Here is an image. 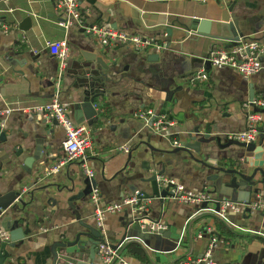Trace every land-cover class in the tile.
<instances>
[{
    "label": "crops",
    "instance_id": "0c3cea01",
    "mask_svg": "<svg viewBox=\"0 0 264 264\" xmlns=\"http://www.w3.org/2000/svg\"><path fill=\"white\" fill-rule=\"evenodd\" d=\"M78 1L83 26L121 30L164 47L158 52H137L128 46L103 49L80 28L63 29L58 25L56 0L0 1V110L8 106L32 107L57 99L75 124L88 126L86 122L78 123L81 113L74 111L85 93L75 90L73 72L84 63L82 53L100 57L108 65V70L102 71L106 77L102 95L94 101L99 105V119L89 126L95 154L89 157L92 179H87L75 162L53 171L63 158L64 132L60 126L40 114L14 112L0 117V127L7 136L0 151V192H19L22 200L2 211L1 218L18 220L21 232L29 230L21 241L5 246L2 264H51L52 245L71 241L83 230L66 201L87 189L88 180L99 190L100 205L104 206L121 203L134 192L151 196L147 179L152 173L175 181L191 193L211 192L208 178L218 169L212 163H221L224 170L252 178V188L260 192L252 194L250 200L264 204V187L258 184L262 177L244 159L245 150L228 144L227 137L245 129L248 111L244 105L250 102V96L264 99V57L261 70L249 78L230 68L206 69L192 56H205L214 46H227L231 41L199 38L198 42H191L185 39V31L175 27L168 38L164 27H158L161 22L186 25L197 19L208 22L204 29L212 35L222 14L234 4L227 14L236 19L240 39L263 42L264 0L205 4L188 0ZM26 19L30 28L23 31ZM51 41H66L68 45L63 71L46 47ZM198 72H205L207 78L191 85L190 77ZM144 108L175 119L172 133L180 148L132 117L134 111ZM195 130L211 138L208 144L199 146L198 154L182 147ZM261 135L264 111L255 142ZM38 147L43 149L39 159L25 165ZM120 147L128 148V152L115 151ZM88 195L73 204L79 207L80 221L94 225ZM212 196L216 198L215 194ZM199 209L173 198L154 197L149 199L147 218L162 226L158 231H163V235L150 231L149 237L140 239L133 232L127 233L128 223L135 216L130 206L105 216L102 235L107 244L117 246V253L128 264H264V238L256 235L264 230L260 211H228L223 220ZM217 221L233 236L221 234ZM208 230L216 238L210 249ZM125 234L127 238L120 243ZM128 243L140 245L144 256L128 253ZM85 256L79 264L85 263ZM93 264H100L98 258Z\"/></svg>",
    "mask_w": 264,
    "mask_h": 264
},
{
    "label": "built area",
    "instance_id": "2783aa9c",
    "mask_svg": "<svg viewBox=\"0 0 264 264\" xmlns=\"http://www.w3.org/2000/svg\"><path fill=\"white\" fill-rule=\"evenodd\" d=\"M7 2L8 0H0ZM205 4L208 1L224 2L227 0H188ZM55 9L59 16L58 25L63 29H69L76 26L88 36L96 39L98 45L105 49L107 47H129L137 52H148L154 50L160 51L164 46L158 43H153L149 40L142 39L138 35H131L121 30L112 29L109 27L99 26H83V16L80 12L78 0H56ZM264 30V22H263ZM46 47L50 54L58 59L59 70L63 71L66 66L68 58V45L66 41H51L46 43ZM264 57V41L239 39L237 42L229 45L214 46L207 54L206 60L212 68H230L238 72L244 78H249L259 72L262 68L261 60ZM207 75L205 72H198L190 77V84L195 85L196 82L205 80ZM94 108L98 109L99 105L94 104ZM248 111L246 116L245 129L241 132L228 135L229 140H234L241 143L255 142L260 131L262 122V112L264 111V99L255 98L244 105ZM98 111V110H97ZM14 112H21L22 114H40L50 121H55L64 132V139L61 142V151L63 158L57 164L53 171H57L58 167L75 162L78 164L82 174L87 179H92L94 173L89 166V157L94 154L93 145V131L89 126L84 124H75L69 117L67 108L54 99L42 105H36L26 108H18L8 106L0 110V117H7ZM132 117L135 120L144 122L150 129L169 140L173 147H181V144L173 138L172 129L176 124L174 118L167 113L156 112L151 108L138 109L133 112ZM119 152H128V148L120 147L115 149ZM157 183L164 187L170 184L169 189L171 198L177 200L181 204L197 206L200 212L210 213L220 219L225 220V215L229 211L233 214H239L244 208H249L250 211H260L264 216V204L260 202H252L248 206L239 202H229L227 200L219 202L218 211L215 210L214 199L211 193L206 190L198 193L188 192L184 186L177 184L170 179L161 177L156 178ZM100 192L93 186L88 195V202L93 207V220L95 227L102 234L104 218L108 214H116L120 212L122 206H130L135 215L143 218L148 216L149 200L145 199L140 192H134L132 195L124 198L121 203L100 205ZM205 205V207H203ZM148 219V218H147ZM146 220L140 222L141 227L148 228V231L162 230L160 224L148 223ZM210 234L209 249L216 243V238L213 233L208 230ZM206 234V233H205ZM257 236L264 238V230L256 233ZM0 238L7 239V234L0 229ZM201 238V234L198 235ZM97 258L100 264H128L124 257L112 250L107 245H99ZM183 264H197L196 262H185Z\"/></svg>",
    "mask_w": 264,
    "mask_h": 264
},
{
    "label": "water",
    "instance_id": "95a60500",
    "mask_svg": "<svg viewBox=\"0 0 264 264\" xmlns=\"http://www.w3.org/2000/svg\"><path fill=\"white\" fill-rule=\"evenodd\" d=\"M234 4H231L226 11L220 17L219 23L214 26V34L210 35L209 32L205 31L204 25H208V22L191 19L189 24L181 25L175 22H161L158 27H164L166 35L168 38L171 36V31L173 27L180 28L184 32L185 39L191 42H198L199 38H208V39H218V40H228L232 43L237 42L240 39V34L238 31V25L236 19L232 15H228ZM26 27L21 28L23 31H26L30 28L29 19H26ZM194 37V38H193ZM168 47V46H167ZM82 60L84 63L77 65V70L73 72L75 76V90H81L85 93L83 100L79 102L75 107L74 111L80 112L81 116L78 115L80 119L78 123L86 122L88 126L97 123L99 119V112L94 108V101L102 95L103 82L106 79L102 71L108 70V65H106L100 57L95 55L87 56L81 54ZM195 61L202 63L206 69H210V64L206 60L207 54L205 56H192ZM156 59V58H154ZM88 64H93V66H88ZM96 66L100 68L99 71H96ZM96 91V92H95ZM253 96H250L251 101ZM55 125L57 123L52 121ZM259 142L252 143H241L234 140H229L228 144L236 145L245 150L244 159H247V163H250L254 168V173L259 174L262 179L259 181V185L264 187V135H261ZM189 142H186L182 145L183 148L192 150L198 154L199 146L201 144H208L211 141L208 134H199L198 130L193 132V135L188 136ZM7 142L6 130L0 127V151H2V145ZM36 154L34 157L27 158L24 162L25 165H29L31 162L39 159L40 152L43 149L40 147L37 148ZM251 159V160H250ZM215 164L218 169L215 171L211 177H209V182L211 183V195L215 194L214 197V206L215 210L218 211L219 202L227 200L229 202H239L248 206L252 201L250 196L252 194L258 195L260 190L257 188H252L251 181L252 178H242L238 173L230 170H224L223 164L221 163H212ZM239 180H238V175ZM161 177V174L152 173L149 174L147 183L151 187V196H147L143 193L145 199H152L154 197L161 200L166 198H171L169 189L172 187L170 184L162 187L160 186L156 178ZM89 186L84 191L78 193L75 196H71L67 199V206L71 211L72 215L79 222L81 231H78L74 238L71 241H60L52 245L51 251V264H79L80 260L83 259L84 254L85 260L83 264H93L95 258H97L98 246L107 245L112 250H116L117 246H112L107 244L104 241L103 235L94 225H88L80 221V214L78 212L79 207L75 206L73 203L76 201H82L85 196H87L91 188L95 186L92 180H88ZM14 201L22 202L19 192H0V229L2 232L7 233V239H2L0 243V264L3 263V260L6 258L5 246L13 245L16 242H19L23 239L25 234L29 233V230H21L18 228V220H10L7 217L2 216V211H7L8 207L12 205ZM205 207V205H203ZM249 208H246V212H249ZM147 221L148 223H153L147 218H143L139 215H135L131 221H129L127 226V233H134L137 238L149 237V231L146 227H141L139 224L142 221ZM158 222H154L157 224ZM156 232V231H155ZM156 234L163 235V231H157ZM151 236V235H150ZM153 236V235H152ZM127 238V235L122 236L120 243H122ZM129 238V237H128ZM87 251V252H86Z\"/></svg>",
    "mask_w": 264,
    "mask_h": 264
},
{
    "label": "trees",
    "instance_id": "16d2710c",
    "mask_svg": "<svg viewBox=\"0 0 264 264\" xmlns=\"http://www.w3.org/2000/svg\"><path fill=\"white\" fill-rule=\"evenodd\" d=\"M215 224L220 228L221 234L225 235L226 237L233 236V233L222 223L219 221L215 222ZM126 250L128 253L133 254L137 257L144 256V250L142 247L136 243H128L126 246Z\"/></svg>",
    "mask_w": 264,
    "mask_h": 264
}]
</instances>
